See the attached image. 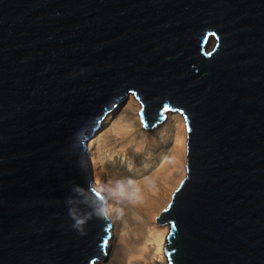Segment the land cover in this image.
<instances>
[{"label":"water","instance_id":"1","mask_svg":"<svg viewBox=\"0 0 264 264\" xmlns=\"http://www.w3.org/2000/svg\"><path fill=\"white\" fill-rule=\"evenodd\" d=\"M129 94L185 119L164 264H264V0H0V264L105 254L86 143Z\"/></svg>","mask_w":264,"mask_h":264},{"label":"bare ground","instance_id":"2","mask_svg":"<svg viewBox=\"0 0 264 264\" xmlns=\"http://www.w3.org/2000/svg\"><path fill=\"white\" fill-rule=\"evenodd\" d=\"M117 107L118 105H116ZM139 108L140 104L134 99V96H131L117 115L111 114L112 111L109 112L114 129L112 134L120 140L118 148H116L118 154L113 156L114 153L110 152V157H108L111 166L108 170L106 169L108 188L105 191L99 180L104 169L100 170L99 168L98 152L96 153L95 149L96 139H90L95 133L88 138L89 141L87 140L86 150L88 151L90 171L92 166L91 175L94 174L92 182L105 198L104 207L110 220V236L103 249L104 253V250L107 252L97 258L96 264H158V262L164 264L167 261L164 244L169 233V223L157 222L155 218L166 207L172 192L185 172L187 129L183 115L169 111V115L174 113L172 114L174 118L170 126L164 127L168 128L170 132L172 131L173 144L167 150L166 147L162 148V150H166L161 154L159 161L160 164L164 163L163 173L159 170V166L156 168L157 172L161 173H159L158 179L153 175L144 176L140 179H131L135 183L130 185L128 184L129 178L140 174L137 170H132L126 165L135 162L139 153L142 154V157H148L149 151L146 154L142 153L148 147L147 145H150L146 141L155 136L156 132L153 129L160 122L163 125L165 123L164 119L151 127H144L139 117ZM109 117L106 118L109 119ZM164 133V131L161 132V134ZM126 158L128 161L125 160ZM149 162L146 164L148 165ZM123 169L132 172L127 175ZM144 179L148 180L143 181ZM118 182L123 184L128 193L138 187L141 190L142 201L133 203L126 197L119 196L117 194ZM103 256L105 257L103 258Z\"/></svg>","mask_w":264,"mask_h":264},{"label":"rangeland","instance_id":"3","mask_svg":"<svg viewBox=\"0 0 264 264\" xmlns=\"http://www.w3.org/2000/svg\"><path fill=\"white\" fill-rule=\"evenodd\" d=\"M210 45H211V43H210ZM131 96L133 97V95L129 94L124 101H120V102L117 103V105H118L117 108L115 106V107L111 108L109 111L106 112V114L101 118V121H100L99 125L97 126L98 131L90 138L91 140L96 139V141H95V145H96L95 149H96V153L98 152L97 156H98V159H99V168H100V170L104 169V172L101 175V178L99 179L100 183H101V186L103 187L104 191L108 188V175L106 173V169L108 170L109 166H111L110 160H109L108 157H110L109 156L110 152H111V154L114 153L113 156H115V154L116 155L118 154V151H117L116 148H118L119 140H120V138H118V137H116V135L112 134L114 129H113V122L110 120V117H109V112L111 113V111H112L111 114L115 113V115H117L124 108V106L127 104L129 99L131 98ZM134 99H136V98L134 97ZM136 101H138V100L136 99ZM138 103H139V101H138ZM140 107H141V104H140ZM173 112H175V113L177 112L179 115H182L179 111H173ZM173 112H172V114H174ZM172 114L169 115L168 112H165L164 113V115H165V117H164V119H165L164 125L160 122L161 124L159 123L160 125L158 124V126H156L155 129H153L156 132L155 136H152L149 139H147L146 142L150 143V145H147L148 147H146L142 151V153L146 154V152L149 151L150 153H148V157H142V154L139 153L136 156V158H138V159L135 158L136 159L135 162H131V163L126 165V167H128V168H130L132 170H137V172H139V174H140V175H137V176L130 177L129 178L130 180L131 179H136V178L137 179L144 178V176H149L150 177L152 175H153V177L158 179L159 175L161 174L160 171L163 173V170H164L163 169V167H164L163 165H164V163H162V164L159 163L161 154L164 151H166L167 149H169L172 146V144H173L172 131L170 132V130L168 128L166 129L164 126H170L171 125V122H172V120L174 118V117H172ZM106 117H109V119H107ZM111 117H112V115H111ZM142 125H143V122H142ZM162 125H163V127H162ZM163 128H165V129H163ZM162 131H164L165 133L161 134ZM163 147H166V150L165 149L162 150ZM125 160L128 161L127 158ZM148 161H150V162L147 165L146 162H148ZM123 163H126V162H123ZM89 165H90V162H89ZM159 166H160V169H159L160 170L159 171L160 174L157 172L158 169H156ZM123 171H125V170L123 169ZM125 172H126L127 175H130L132 171H128L127 170ZM91 173H92V166H91ZM184 175H185V172L182 175V177L180 178V180L183 178ZM91 177H92V180H93L94 179V174H92ZM145 180H148V179H144L143 181H145ZM104 251H105V253L107 252L106 250H104ZM105 256H103V258ZM96 262H97V260L95 261V264H96ZM164 263H166V261Z\"/></svg>","mask_w":264,"mask_h":264},{"label":"clouds","instance_id":"4","mask_svg":"<svg viewBox=\"0 0 264 264\" xmlns=\"http://www.w3.org/2000/svg\"><path fill=\"white\" fill-rule=\"evenodd\" d=\"M134 183H135V181H132V180L128 181V184H130V185L134 184ZM117 189H118L117 194L119 196L126 197L127 199H129L133 203H137V202L142 201L141 190L138 187L135 188L133 192L128 193V192L125 191V188H124L123 184L118 182ZM97 216H98V218H101V219H104V220H108V214H107L106 210L103 209V208L98 210ZM84 222L85 221H83V220L77 221L75 227L80 228L81 225Z\"/></svg>","mask_w":264,"mask_h":264}]
</instances>
